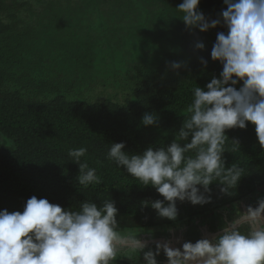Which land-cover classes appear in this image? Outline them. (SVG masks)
<instances>
[{"label": "trees", "instance_id": "obj_1", "mask_svg": "<svg viewBox=\"0 0 264 264\" xmlns=\"http://www.w3.org/2000/svg\"><path fill=\"white\" fill-rule=\"evenodd\" d=\"M89 1L93 8L82 13L78 4L83 0L75 2L73 9L61 7L58 0H0V210L22 212L26 200L33 195L72 210H79L83 201L100 206L111 199L118 208V233L146 228L165 233L169 228H186L187 235L195 238L191 232L199 231L200 223L207 224L210 230L223 221L226 225L229 217L218 218L216 212L234 216L240 203L264 195V148L251 122H246L243 129L226 130L229 140L223 153L225 167L234 163L245 171L237 185L225 193L220 191L222 185L213 181L210 193H206L211 200L202 205L177 200L175 220L159 217L150 204L144 205L143 201L163 197L153 186L142 185L123 166L108 160L107 152L113 142L123 141L124 151L131 154L142 153L150 146H167L175 139L182 122L190 116L192 89L204 87L222 70L221 63L212 60L210 53L217 33L226 34L227 28L223 22L205 32L186 28L179 17L183 14L176 9L182 0ZM113 4L124 9V16L129 14V5L145 10L142 24L148 25L145 30L153 35L152 40H173L175 35V42H185L187 60L179 69L161 67L151 76L145 75L143 68H133V80L130 84L124 82L128 91L120 101L72 98L68 90L73 86L81 89L84 80L92 82L91 69L100 59L93 54L91 42H77L71 34L60 40L52 30L72 26L85 15L89 21L98 16L103 21L102 11L112 9ZM198 7L209 20L218 18L226 8L212 0H200ZM29 14L35 15L38 22H26L24 17ZM63 17L64 25L59 22ZM101 21L91 24L102 25ZM39 25L43 31L37 29ZM107 28L104 29L110 31ZM195 40L203 42L204 49H196ZM201 58L207 63H202ZM124 75L127 77L128 72ZM146 112L157 114L155 125L141 123ZM79 147L87 148L81 161L96 169L101 184H78V164L69 160L67 153ZM198 187L203 191L202 186ZM239 219L240 215L235 216L231 223ZM138 253L141 251L134 249L132 259ZM111 264L133 263L117 253Z\"/></svg>", "mask_w": 264, "mask_h": 264}, {"label": "clouds", "instance_id": "obj_2", "mask_svg": "<svg viewBox=\"0 0 264 264\" xmlns=\"http://www.w3.org/2000/svg\"><path fill=\"white\" fill-rule=\"evenodd\" d=\"M199 3L182 0L176 9L188 29L205 32L221 22L227 28L226 34L217 33L210 53L211 59L222 65L219 76L192 89L190 116L170 144L130 154L124 151L123 141L113 142L107 152L108 160L123 166L142 185L155 188L163 199L143 204H150L159 217L169 220L177 218V200L208 203L211 196L206 193L213 181L226 193L245 173L238 164L225 167L227 129H243L251 122L264 148V0H223L226 8L211 20L199 10ZM204 47L203 42L195 43L196 49ZM201 62L207 63L203 58ZM169 63L172 69L182 66L179 61ZM157 120L156 113L146 112L141 123L152 126ZM189 152L194 155H186ZM86 153V147L67 153L69 160L78 164V184H101L96 169L81 161ZM245 213L251 224L246 234L236 222L211 238L185 241L180 248L165 242L157 243L155 251H143L145 242L116 231L118 208L111 199L100 206L83 201L79 210H72L33 195L22 212L0 210V264H111L119 247L128 241H133L137 252L143 251V264H157L161 249L167 264H264V198Z\"/></svg>", "mask_w": 264, "mask_h": 264}, {"label": "rangeland", "instance_id": "obj_3", "mask_svg": "<svg viewBox=\"0 0 264 264\" xmlns=\"http://www.w3.org/2000/svg\"><path fill=\"white\" fill-rule=\"evenodd\" d=\"M22 0H18L21 2ZM36 1V0H28ZM46 1V0H44ZM61 4L60 6H69L70 9L74 8L75 2L78 0H58ZM78 4L81 6L83 12H87L91 6L85 0ZM137 1V0H135ZM217 6H226L223 4V0H212ZM69 4H68V3ZM129 9V14L124 16V9L113 4L112 9H104L103 12V21L100 17H93L91 19L92 23L94 21H101L102 25L95 23L91 24V21L88 19V15H85L84 19L80 22H75L74 25L69 27H58V29L52 30L54 37H57L60 40L66 39L65 35L70 34L73 36V39L78 41H89L93 45L90 47L94 55H96L100 60L97 65L91 69V74L93 76V81H85V84L82 86V90L73 86L68 90V95L77 99L83 97L95 101H104V100H113L120 101L126 95L128 89L126 88L127 84L131 83L133 80V68L144 69L145 75L151 76V72L155 74V71L158 68L170 66L171 61L185 62L187 60L185 54V42H175L176 36L173 35V40H160L156 42L152 40L153 35L147 33V24H142V19L145 18V10L141 12L140 9H134V7L127 6ZM96 15V14H95ZM94 15V16H95ZM35 15H27L24 17L26 22H38V19L34 17ZM124 16V17H121ZM122 18L121 20H119ZM87 19V20H85ZM85 20V21H84ZM43 21H41L42 23ZM61 24H65V18L59 20ZM88 24V27L86 24ZM90 24V25H89ZM40 26V27H39ZM36 26L39 31H43L44 28L39 25ZM104 26V27H103ZM111 28L110 31H106L104 28ZM147 29V30H145ZM198 40H195L196 43ZM181 43V44H180ZM182 47V50L180 49ZM100 56V57H99ZM123 71V73H122ZM125 72H128V76L124 75ZM90 87L88 86V83ZM264 198V195H258L257 197H252L251 201L240 203L236 208L235 215L226 214L225 211L216 212L218 218L226 220L227 224L223 221L219 226L213 229H208L207 224L200 223L199 231H195L192 234L196 235L195 238L189 237L187 235L186 228H169L165 233L157 229L146 228L144 230L136 229L129 230L127 232H120L122 236L138 238L146 243L147 247L145 249L155 251V246L157 243L168 242L170 247L180 248L185 241L195 242L198 239L202 238H211L215 236L216 233L222 232L223 228H226L231 224L232 219L235 216H241L243 219L244 213L249 206L256 207L259 199ZM242 214V215H241ZM246 214V213H245ZM239 228H241L242 233H247L251 224L249 222L240 221ZM200 232V233H198ZM203 232V233H202ZM124 233V235H123ZM128 233V235H127ZM202 233V234H201ZM133 241H128L126 245L119 247L117 253H120L122 256L129 257L133 264H143V252L138 253L137 257L132 259L130 255L134 251L132 247ZM143 251H147V250ZM157 264H167V257L165 256L163 250L161 249L159 255L156 256Z\"/></svg>", "mask_w": 264, "mask_h": 264}, {"label": "flooded vegetation", "instance_id": "obj_4", "mask_svg": "<svg viewBox=\"0 0 264 264\" xmlns=\"http://www.w3.org/2000/svg\"><path fill=\"white\" fill-rule=\"evenodd\" d=\"M247 219H246V214L244 213V217H243V219L241 218V220L240 221H243L242 223H244V221H246Z\"/></svg>", "mask_w": 264, "mask_h": 264}]
</instances>
